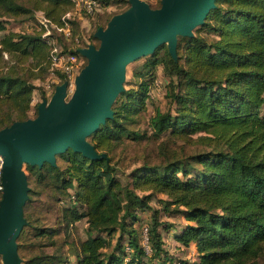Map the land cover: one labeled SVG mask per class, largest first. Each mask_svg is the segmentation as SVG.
Here are the masks:
<instances>
[{"label":"trees","instance_id":"1","mask_svg":"<svg viewBox=\"0 0 264 264\" xmlns=\"http://www.w3.org/2000/svg\"><path fill=\"white\" fill-rule=\"evenodd\" d=\"M30 1L51 22L69 27L68 38L58 33L73 47L53 33L42 36V30L1 35L0 59L7 54L15 64L0 70V128L28 118L38 88L22 76L21 63H27L30 74L38 69L48 75L50 37L77 53V48L94 43V31L115 14L98 12L106 0H98L100 7L91 13L81 8L79 16H97L87 36L78 38L73 0ZM147 2L160 5V0ZM123 3L119 12L129 6L128 0ZM30 9L16 0H0V31L6 29L3 16ZM68 12L73 15L66 17ZM196 29L193 36H178L176 60L160 45L134 70L137 88L124 87L112 104L113 116L87 137L105 158L91 159L68 148L56 154L55 165H24L29 171L23 206L27 224L17 237L22 264H68L72 255L75 264H149L147 257L167 264H258L264 253V0H215ZM159 63L178 79H171L166 90L171 106L155 110L147 134L139 129L144 118L139 112L147 106L152 70ZM38 73L32 78L41 79ZM162 132L181 145L197 142L201 147L190 153L182 147L180 155L132 170L123 182L112 166L115 148L122 141L133 143L139 155V145L152 143ZM156 192L167 196L160 200L161 211L180 212L184 225L176 229L160 219L150 204ZM62 199L69 203L61 204ZM147 211L146 220L140 213ZM82 218L87 223L84 239L77 237L74 225ZM142 221L149 254L139 229ZM163 230L172 231L179 245H193L196 257L173 260L164 248ZM45 236L55 253L39 252Z\"/></svg>","mask_w":264,"mask_h":264},{"label":"water","instance_id":"2","mask_svg":"<svg viewBox=\"0 0 264 264\" xmlns=\"http://www.w3.org/2000/svg\"><path fill=\"white\" fill-rule=\"evenodd\" d=\"M113 14L93 33L98 44L77 48L86 62L75 75L67 97L66 80L47 100L37 104L34 117L0 128V258L2 264H22L17 237L27 220L23 206L29 185L24 165L56 164V154L68 148L91 159L105 158L87 137L113 116L112 104L124 89L126 66L166 44L176 60L178 36H193L215 0H160L151 7L145 0Z\"/></svg>","mask_w":264,"mask_h":264},{"label":"rangeland","instance_id":"3","mask_svg":"<svg viewBox=\"0 0 264 264\" xmlns=\"http://www.w3.org/2000/svg\"><path fill=\"white\" fill-rule=\"evenodd\" d=\"M18 3H21L28 8L31 7L30 11L17 15V16H10L5 15L3 16V20L6 23V29L0 31V37L1 35L5 34L6 32L12 31V32H36L40 29V23L38 22V18H40L42 15V11L38 9H32L33 3L30 0H16ZM150 1L153 4L156 3V0H145ZM105 7H102L98 12H109V13H117L121 10V8L124 7V0H106ZM129 3V2H128ZM129 5V4H128ZM127 5V6H128ZM75 16L76 19H78V25L80 31L78 32V38L84 36L86 37L90 28V22L95 20L97 15L91 16V19L87 17L86 15L79 16L78 13ZM93 17V18H92ZM105 25V24H104ZM200 26V25H199ZM198 27V26H197ZM197 27L194 28L193 33L197 32ZM51 33L55 34L60 40V37L62 38L61 34L56 32L54 29H50ZM62 41H65V44L67 47H73L72 42H69V40H65L62 38ZM59 43V42H58ZM94 43L97 45L98 40L96 39ZM60 45V43H59ZM166 45V44H163ZM61 46V45H60ZM62 47V46H61ZM165 50V47L159 50L158 56L162 55ZM150 55H146L143 57H140L132 62H129L126 66V75H125V81H124V87H135L137 88L136 81L138 78L134 76V70L138 68L141 64L145 62L146 59H148ZM12 64H15V60L7 54H3L2 59H0V70L4 71L7 70L9 66ZM22 67L25 68L22 70V76L31 82L34 86L38 87L35 88L32 94V103L30 104V109L27 111L28 117H34L37 112V104L45 97L47 100L50 98L45 95L43 91V83L48 79V75H44L43 72L38 71V69H34L33 73L30 74L29 71L26 69L27 63L23 62L21 63ZM39 72V73H38ZM41 79L35 78L33 79L32 76L37 74ZM44 76V77H43ZM151 76V75H150ZM148 75L146 78H150ZM43 77V78H42ZM152 77L153 80L157 83V85L154 84V82L151 84L149 90L153 97H149L147 99V106L146 108L143 107L142 110H140L139 115H143V119L140 118L139 120V129L142 132H146L147 134H150L152 132L150 126L148 125V119L151 115L155 113V110H161L162 112L165 111L170 104V100L168 96L166 95V90L170 88L169 81L171 79H178L176 76L172 77L170 76L163 66V64L159 63L156 65V67L152 70ZM73 87H71L72 89ZM180 90V88H178ZM137 115V116H139ZM153 141L152 143L144 142L140 144L139 146L142 148L139 155H136L137 153H134V146L133 143L126 145V142L122 141V144L119 145L117 148H115V151L113 153V159H112V166L116 169V175L124 182L127 179V176H130L132 174V170H136L140 168L141 166L145 164H159L163 161H165L168 156H172V154L180 155L182 151V147H185L186 153H190L195 149L200 148L201 146L198 145L197 142H193L190 145H181L180 142L173 140L170 138V135L168 132H162L159 134V138H153L151 139ZM202 149V148H201ZM128 154H127V153ZM24 170L26 173H29L27 169ZM142 193V192H141ZM167 199V196L165 193L162 192H156L154 193L153 199L150 201L151 206L154 208H157L159 210V217L163 222H172L174 226L179 227L181 225H184L186 223L185 219L183 218V215L180 212L171 213L168 214L166 211H161V202L160 200ZM63 200V199H62ZM37 201H34V203ZM68 202L67 200H63L62 203ZM69 203V202H68ZM54 210V216L58 215L56 207L53 208ZM30 214V220L34 219L33 214ZM150 211H147L145 213H140V215L145 218L146 220L149 219ZM85 218L80 219L79 221L75 222L76 226V235L78 238L84 239L87 235V223L85 221ZM137 225V224H136ZM139 229L141 230L142 234V242L147 249V253L149 254V249L146 245L145 240V234H144V222L142 221L139 224ZM115 239V238H114ZM113 239V240H114ZM163 240H164V248L167 250L168 254H170L173 257V260H176L177 258H185L188 260H193L196 257V251L193 245H190L188 247L179 245L173 237L172 231H164L163 230ZM41 242L43 243V246L39 248V252H45L47 254L55 253L56 249L52 245H48L49 238L48 237H42ZM36 252V251H35ZM146 259V258H144ZM147 263L149 264H167L168 261L158 258H153L151 260H148V257L146 259ZM68 264H75L76 259L75 256H69L68 257ZM258 264H264V253L257 258ZM0 264H2L0 259Z\"/></svg>","mask_w":264,"mask_h":264},{"label":"built area","instance_id":"4","mask_svg":"<svg viewBox=\"0 0 264 264\" xmlns=\"http://www.w3.org/2000/svg\"><path fill=\"white\" fill-rule=\"evenodd\" d=\"M75 4V13H80L81 8H84L87 12L91 13L93 10H97L99 6L98 0H73ZM41 17L38 18V22L40 23V29L42 30V36L46 37L50 36L51 31L50 29H54L56 32H62L64 37L68 38L70 34L69 27L63 26L59 27L55 23L51 22L47 19L43 13H41ZM73 13L68 12L66 17H71ZM43 27V28H42ZM50 42L52 44L51 49V65L48 71V79L43 83V91L46 96L50 97L54 91V88L57 84L62 82V78L68 82L67 85V94L68 97L71 94V87L74 86V78L75 75L79 72L81 67L85 62V57L82 56L80 53L70 52L68 50H64L56 40L55 36L50 37ZM63 80V81H64ZM155 85L157 83L153 80ZM151 83V84H152ZM150 97H153L148 92ZM1 177H0V197H1ZM144 234H146V228H144ZM146 240V237H145Z\"/></svg>","mask_w":264,"mask_h":264}]
</instances>
